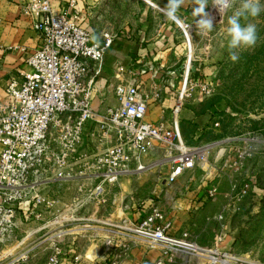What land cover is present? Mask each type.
<instances>
[{"label": "built area", "instance_id": "2783aa9c", "mask_svg": "<svg viewBox=\"0 0 264 264\" xmlns=\"http://www.w3.org/2000/svg\"><path fill=\"white\" fill-rule=\"evenodd\" d=\"M56 1L24 0L20 5L21 16L29 18L39 33L40 45L30 52L21 48L27 53V70L9 78L7 105L0 106V244L12 237L22 203L45 209L54 206V200L38 191L41 182L79 181L77 190L85 193L86 200L102 199L123 177L149 169L160 174L169 165L165 180L172 184L205 159L201 147L186 142L180 110L193 99L195 88L207 94V85L189 84L185 76L170 117L150 122L146 114L151 103L162 101L163 87L156 81L142 84L138 73L120 66L114 76L117 82L110 87L116 104L95 108L105 56L117 34L105 33L95 39L79 24L75 0L70 1L72 9L65 11L55 9ZM216 190L211 188L209 195L214 196ZM31 208L30 217L39 219L41 212ZM53 216L54 224L70 220L58 212ZM51 222H46V228L54 225ZM108 224L122 234L105 238L107 250L117 248V254L125 253L135 239L158 246L167 258L193 255L198 250L188 230L178 235L169 232L167 213L157 205L137 222ZM66 235V229L54 233L49 240L51 251L42 264H50L53 256L57 264H64ZM12 256L7 255L10 260L6 264L22 258ZM73 260L79 263L81 255L76 254Z\"/></svg>", "mask_w": 264, "mask_h": 264}, {"label": "crops", "instance_id": "0c3cea01", "mask_svg": "<svg viewBox=\"0 0 264 264\" xmlns=\"http://www.w3.org/2000/svg\"><path fill=\"white\" fill-rule=\"evenodd\" d=\"M23 1L0 0V106L7 105L9 78L20 76L21 71L27 70V53L21 48L30 52L40 45V36L33 28L32 21L20 14ZM70 1L58 0L54 7L57 11L71 10ZM156 3L163 8L167 0H75L74 8L80 13L79 24L91 31L95 39H101L105 33L117 34L106 54L103 74L98 80L93 101L95 108L103 110L108 105L116 104L110 87L117 82L114 76L117 68L122 66L138 73L142 84L156 81L163 87L162 101L150 104L146 119L159 122L170 117L176 103L178 90L175 76L183 63L185 42L179 32V24L167 20L153 7ZM193 100L181 108L180 121L188 141L194 143L201 140L202 130L195 126L194 135L190 134L191 125H200L199 113L192 106ZM197 168L185 171L172 184L165 180L170 172L169 165H165V172L159 175L123 177L104 198L91 200L84 198L82 194L85 193L78 192L79 181L41 182L38 191L54 200V206L45 209L43 205L37 207L34 203H22L15 217V237H19V231H24L27 237L22 240L28 241L27 245L37 242L31 249L36 248L39 253L42 248L50 246L49 240L54 233L43 230L50 217L58 212L70 218L64 237L67 251L64 264H112L115 260L116 264H158L159 261L167 264L169 258L163 256L158 246L151 247L140 239H135L125 253L117 254V248L111 250L114 252L108 251L105 238L122 237L108 222H137L153 205L160 204L162 207L161 202L172 199V203L167 204L169 208H164L171 223L169 232L178 235L193 229L194 225L200 227L207 194L204 178L198 175H202V172ZM155 198L160 199L159 203L154 202ZM31 207L41 212L39 219L30 217ZM191 217H195L194 223ZM40 233V236H35ZM76 254L81 255L79 263L73 260Z\"/></svg>", "mask_w": 264, "mask_h": 264}, {"label": "rangeland", "instance_id": "374dc122", "mask_svg": "<svg viewBox=\"0 0 264 264\" xmlns=\"http://www.w3.org/2000/svg\"><path fill=\"white\" fill-rule=\"evenodd\" d=\"M260 3V15L241 21L256 25L257 43L237 50V62L229 58L225 29L239 0H231V6L221 13L213 0H208L205 12L213 19L210 32L198 33L192 15L194 0H185L178 12L185 55L175 76L177 90L181 91L185 76L189 84L203 83L209 90L207 94H201L198 88L193 90L192 106L199 113L200 125H191L189 130L194 135L195 126H199L201 140L188 141L182 129L186 142L204 152L205 159L197 169L204 178L207 202L201 226L188 230L197 252L171 256L167 264H264V0ZM142 174L159 175L157 169ZM211 188L217 189L214 196L208 193ZM171 203L169 199L161 202L162 207L156 205L166 211L164 208ZM191 218L194 223L195 217ZM54 219L55 216L50 217L51 224ZM67 222L43 231L56 233L66 229ZM17 235L16 238L14 231L9 240L0 244V264L10 260V253L13 258L22 255L15 264H42L51 246L38 253L36 248L31 249L37 242L18 245L27 233L19 231Z\"/></svg>", "mask_w": 264, "mask_h": 264}, {"label": "clouds", "instance_id": "9594fccd", "mask_svg": "<svg viewBox=\"0 0 264 264\" xmlns=\"http://www.w3.org/2000/svg\"><path fill=\"white\" fill-rule=\"evenodd\" d=\"M185 4V0H167V4L161 8L157 3L153 7L159 10L167 20L181 23L178 12ZM192 9L194 23L198 33L213 30V19L205 12L208 0H194ZM220 13L231 6V0H213ZM262 11L260 0H239V6L227 19L225 29L229 58L232 62L239 60V49L252 48L258 40L257 27L253 23L242 24L241 21L249 17H257ZM199 17V19H197ZM50 264H57L56 257L50 258Z\"/></svg>", "mask_w": 264, "mask_h": 264}, {"label": "water", "instance_id": "95a60500", "mask_svg": "<svg viewBox=\"0 0 264 264\" xmlns=\"http://www.w3.org/2000/svg\"><path fill=\"white\" fill-rule=\"evenodd\" d=\"M109 50H110V49H109ZM109 50H108V51H109ZM108 51H107V52H108ZM106 54H107V53H106ZM105 58H106V56H105Z\"/></svg>", "mask_w": 264, "mask_h": 264}]
</instances>
